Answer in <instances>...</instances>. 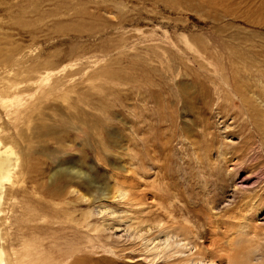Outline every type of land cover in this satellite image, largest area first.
Segmentation results:
<instances>
[{
  "label": "rangeland",
  "instance_id": "rangeland-1",
  "mask_svg": "<svg viewBox=\"0 0 264 264\" xmlns=\"http://www.w3.org/2000/svg\"><path fill=\"white\" fill-rule=\"evenodd\" d=\"M0 22L45 75L5 264H187L163 228L264 264V0H0Z\"/></svg>",
  "mask_w": 264,
  "mask_h": 264
},
{
  "label": "bare ground",
  "instance_id": "bare-ground-1",
  "mask_svg": "<svg viewBox=\"0 0 264 264\" xmlns=\"http://www.w3.org/2000/svg\"><path fill=\"white\" fill-rule=\"evenodd\" d=\"M0 24L4 23L0 22ZM38 57L39 54H34L31 48L22 49L21 46L16 45L14 40L0 36V264H5L4 249H7L3 245L5 239L4 228L7 222L5 217L6 208L14 197L13 190L18 184L16 177L24 175L28 167H31L28 163L31 152L30 146H32V141L37 136V131L34 132V129L30 136L27 137H25L22 130L20 132L18 129H20V123L25 116L32 115L31 119L28 120L29 124H32L34 120L33 113L37 109L34 100L43 85L42 82L38 83L45 77L37 63ZM40 73L41 76L39 77ZM11 122L15 123V129H12L13 125ZM18 141H24L26 148L18 151V147H16L18 146ZM60 174H63V172ZM82 176L79 171L71 173L72 178H81ZM62 177L64 176L60 175V178ZM172 231L164 228L162 231L163 233L171 234L168 238L165 237L166 241L164 240L166 250L168 252L174 251L168 255L164 253L167 256L171 255L170 259L174 258L172 254H174L173 256L180 254L190 257L187 264H213L209 259L207 261L203 255L196 253L197 251L193 252L192 247H189L188 241L190 239L187 235L184 236L187 231L186 233L183 231L180 234L174 229ZM195 237L197 238V236ZM22 258L21 260L24 261V258ZM255 260L256 258H253L251 262ZM256 264H260V262Z\"/></svg>",
  "mask_w": 264,
  "mask_h": 264
}]
</instances>
